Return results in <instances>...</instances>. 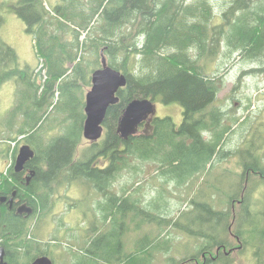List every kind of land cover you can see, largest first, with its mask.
<instances>
[{"label": "trees", "instance_id": "16d2710c", "mask_svg": "<svg viewBox=\"0 0 264 264\" xmlns=\"http://www.w3.org/2000/svg\"><path fill=\"white\" fill-rule=\"evenodd\" d=\"M224 4L17 0L12 11L38 61L20 64L0 32V90L8 82L17 87L15 105L2 118L0 160L10 163L0 173V197L15 194L34 215L18 216L19 206L0 208L6 262L31 264L50 256L58 264L54 254L61 251L70 258L65 264H264V147H252V139L247 147L225 150L231 130L245 123L238 116L232 125L226 122L222 108L229 99L220 98L225 78L210 70V63L236 51L243 62L262 65L264 0ZM222 7L229 9L219 13ZM4 22L0 16V29ZM120 34L125 36L118 39ZM103 60L127 84L108 109L103 138L88 142L86 95ZM263 71L241 69L238 78ZM144 100L180 108L181 122L157 114L135 132L124 130L126 109ZM30 110L39 114L33 123ZM260 138L264 145V133ZM25 145L35 156L17 173ZM218 154L233 167L217 165ZM75 187L79 192L71 196ZM181 187L186 196L174 203L172 192ZM62 202L79 218L64 231ZM50 222L56 228L40 240L37 232ZM247 250L254 256L250 263Z\"/></svg>", "mask_w": 264, "mask_h": 264}, {"label": "rangeland", "instance_id": "374dc122", "mask_svg": "<svg viewBox=\"0 0 264 264\" xmlns=\"http://www.w3.org/2000/svg\"><path fill=\"white\" fill-rule=\"evenodd\" d=\"M224 1L225 0H207V4L213 6H225ZM16 4L17 0H0V16H2L5 21L0 29L1 36L3 38L2 40L4 42H7L11 47L16 50L21 61L19 62L20 64L22 63V65H25L27 67H34L38 61L36 49L33 45L32 38L26 33L24 23L12 11V8ZM228 9L222 7L218 12L224 13ZM252 9L254 10V5H252L251 10ZM178 26L180 27L179 29L184 28L183 23H179ZM124 36L125 35L120 34L118 36V39L121 37L123 38ZM128 40L125 39L124 43H126ZM219 40L220 39L218 37L216 40L217 45L219 43ZM220 46L222 49H225L226 42L222 41L220 43ZM221 63H225L224 68H220L219 64ZM210 64V70L212 73L220 71V76H224L225 78V89L220 95V98L224 96L228 97L229 99V107L222 108L224 111H226V115L228 116L226 122L229 125H232L235 121L236 116H238L240 119V123H245V125L242 126L241 130L238 129V126H234L235 130L237 131L236 133L235 130H231L232 133H230L226 137L227 141L225 140V150L234 151L237 149H241L243 143H245L247 147V144L252 139H254L252 147H256V145H259V148L261 149V151H263L262 148L264 147V145L260 138V135L261 133H264V71L259 74L247 76L246 78L243 77L244 75H241V77L238 78V75L241 69H264V62H262V65L243 62L240 59L238 51H236L230 55L229 59H226L223 55L222 60L219 61L216 65L213 63ZM233 66L237 67L234 69ZM236 81L238 83L235 85L234 82ZM16 93V85L10 82L6 83L0 90V131L2 130V118L7 117L8 112L15 105V99L17 97ZM19 99L21 101V104L25 103L24 97H19ZM249 102H251L250 108H248ZM32 107L34 108L35 106L32 105ZM167 114L173 116L177 123L181 122L182 116L180 108H164L158 104V115L164 116ZM38 116V113L32 116L30 110V113L28 115L29 122L33 123ZM4 122L8 123V119L5 118ZM220 149L221 148H219L218 151H220ZM229 160V158L225 160L219 159V154L216 156L217 165L222 162V164H225L226 166L233 167V162H229ZM9 163L10 161L8 159L0 160V173L5 171ZM182 188L183 187L172 192L173 195L170 197V199L174 203L183 202V198L186 196V194L185 191H182ZM78 192V188L75 187L69 192V194L71 196H76ZM60 205L61 209L59 211L65 212L63 218L65 227H63V231L68 227H75L79 221L78 216L66 212L68 206L64 202H62ZM55 228L56 225L50 222L48 225H45L42 230L37 232V236L40 240L44 239L45 241H47L50 238V233L53 232ZM181 240L185 239L182 238ZM182 251V249L178 248L177 256ZM60 252L61 251H57L54 254L56 262H58V264H65L70 262V258H63L64 256H62ZM244 258L247 263H250L254 259L253 252L247 250L246 256H244Z\"/></svg>", "mask_w": 264, "mask_h": 264}, {"label": "water", "instance_id": "95a60500", "mask_svg": "<svg viewBox=\"0 0 264 264\" xmlns=\"http://www.w3.org/2000/svg\"><path fill=\"white\" fill-rule=\"evenodd\" d=\"M126 84V76L109 67L105 60H103L102 68L93 73L92 88L86 95V121L83 130L86 140L95 142L101 138L108 109L119 103L117 94ZM157 112L156 104H153L151 101H135L126 109L121 121V126L124 130L133 131L148 118H152L153 120ZM34 156L35 153L30 146L25 145L21 147L16 159V172L22 171L25 164L33 159ZM3 201L4 200H2V202ZM21 213H23V211ZM5 255V249L1 247L0 264H8L5 262ZM32 264L54 263L48 256H43L36 259Z\"/></svg>", "mask_w": 264, "mask_h": 264}, {"label": "flooded vegetation", "instance_id": "af4514ba", "mask_svg": "<svg viewBox=\"0 0 264 264\" xmlns=\"http://www.w3.org/2000/svg\"><path fill=\"white\" fill-rule=\"evenodd\" d=\"M22 171L17 172V173H21ZM14 198H16L15 194H14V197L13 198H10V199L4 198V196H1L0 197V208H4L2 206H5V207H8V209L10 211H12L15 207H18L19 206L18 207V211L16 213L18 216L20 215V216H24V218H29V217H32L34 215V210L28 208L26 205H23V206L21 205L20 206L19 201L18 200H15ZM2 200H4V201L2 202ZM22 211H23V213H21ZM0 217H1V215H0ZM63 218H64V215H63ZM6 256H7V253L5 255V261H6Z\"/></svg>", "mask_w": 264, "mask_h": 264}]
</instances>
